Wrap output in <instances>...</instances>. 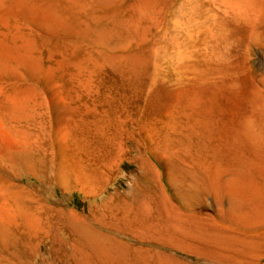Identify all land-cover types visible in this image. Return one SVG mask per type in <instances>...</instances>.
Returning <instances> with one entry per match:
<instances>
[{
	"label": "bare ground",
	"instance_id": "bare-ground-1",
	"mask_svg": "<svg viewBox=\"0 0 264 264\" xmlns=\"http://www.w3.org/2000/svg\"><path fill=\"white\" fill-rule=\"evenodd\" d=\"M57 2L0 0V264H14L11 255L21 259L26 258V252H34L35 242L25 248L29 247V251L21 248L22 251L15 249L11 254L12 238L13 243H17L14 234L18 230L25 232L28 241L49 237V254L43 251L46 257L40 255L37 264H198L197 260L201 258L215 264H264V208L261 209L259 201H252L253 191L248 181L250 167L264 165V143L261 140L264 137V106L256 117L243 112L220 119L218 137L210 150L215 165L229 166L223 178L215 174L217 170L209 173L207 149L199 137L202 134L198 135L194 130L197 131V125L205 121L202 122L200 116L193 117V109L188 116L185 115V120H181L182 124L168 127L170 131L160 136L159 141L144 147L134 142L139 159H144L149 150H160L172 156L173 163L186 174H197L205 180L199 184L197 179L191 178L175 187L177 197L182 200V205L178 200L181 206L163 195L154 200L152 194L142 198L138 193L128 196L131 193L120 192L102 199L98 213L87 216L42 203L38 194V198L27 194V186L13 180L16 172L23 170L43 173L42 185L55 181L66 188L87 181L82 164L72 161L66 151V138L68 135L72 138L78 126L85 129L91 124L99 127L102 123L99 119L88 118L85 102L77 106L71 104L89 87L84 74L65 72L69 63L81 61H74L72 56L56 57L54 48H45L48 41L42 33L33 30L38 28L48 35L62 33L70 36L69 10ZM19 18L29 26L28 30ZM158 26L157 22L155 28ZM131 61L134 65L142 63L140 58ZM58 70L65 72L68 79L80 78L59 83L55 79ZM176 92L180 95V91ZM172 103L170 101L168 107ZM43 113L50 114L46 121L50 126L47 137H42L40 129ZM170 115L171 118L173 113ZM209 126L205 124L207 129L212 128ZM117 136L119 139L120 135ZM42 151L51 160L48 170ZM185 157L193 162L192 165L189 163L184 167ZM205 171L208 178L202 175ZM135 187L134 192H137ZM208 193L218 204L213 213L206 212L200 205L203 195ZM112 195L117 197L115 201ZM222 195L228 198L225 208L218 203ZM124 234H128L125 241L120 238ZM186 255L192 258L187 259Z\"/></svg>",
	"mask_w": 264,
	"mask_h": 264
},
{
	"label": "rangeland",
	"instance_id": "rangeland-1",
	"mask_svg": "<svg viewBox=\"0 0 264 264\" xmlns=\"http://www.w3.org/2000/svg\"><path fill=\"white\" fill-rule=\"evenodd\" d=\"M57 1L69 10L71 37L62 33L48 35L38 28L33 30L42 33L48 41L44 47L54 48L56 57L72 56L74 61H81L69 63L65 72L84 74L89 87L87 92L80 93V99L71 104L77 106L85 102L88 118L99 119L102 123L99 127L91 124L85 129L78 126L72 138L70 135L66 138V151L72 161L82 164L87 172V181L66 188L55 181L42 185L40 182L43 173L34 174L23 170L16 172L18 176L13 177V180L27 186V194H33L37 198L39 195L42 203L46 202L54 208L63 207L87 216L98 213L102 199L120 192L126 195L131 193L128 196L138 193L142 198L152 194L154 200H159L163 195L181 206L182 200L177 197L175 187L191 178L197 179L199 184L205 180L197 174H186L173 163L172 156L160 150H149L144 154V159H139L134 142L144 147L159 141L163 135H167L171 125L182 124L185 115L188 116L192 109L193 117L200 116V120L205 121L201 126L197 125V131L195 128L194 130L198 135L202 134L199 137L207 149L205 152L208 154L206 163L207 168H210L209 173L217 170L215 174L226 177L229 166L215 165L210 150L218 137L220 119L244 113L256 117L264 106L263 0ZM18 20L22 21L20 18ZM157 22L159 26L155 28ZM22 25L29 29L25 23ZM139 58L142 63L134 65L131 60ZM65 72L58 70L56 81L73 82L80 78L74 76V79H68ZM175 90L178 93L180 91L182 97L177 99L180 95ZM170 101L174 102V105L171 104L169 109ZM189 102H193V105ZM173 108L177 110H172ZM171 113L173 115L170 118ZM43 114L40 118V129L42 137H47L50 126L46 121L50 114ZM206 123L212 128L207 129ZM118 130L122 133L120 131L118 134ZM131 130L133 132L128 133ZM117 135L121 138L118 139ZM261 140L264 143V137ZM41 155L47 169L51 160L45 151H42ZM184 162V167L193 163L187 157ZM46 173L48 174V171ZM202 175L208 178L206 171ZM248 181L253 191L252 201H259L263 210L264 165L250 167ZM134 187L137 192H134ZM137 187L140 189H136ZM29 188H32V191ZM112 197L114 201L117 198L113 195ZM220 200L218 203L225 208L228 203L227 196L218 201ZM200 205L206 212L212 213L218 206L211 193L203 195ZM127 235L124 234L120 238L125 241L128 239ZM14 237L17 243H13L12 238L11 254L15 249L22 251L21 248L25 249L34 242L35 246L40 244L36 249L34 246V252L31 254L29 247V250L25 249L29 251L26 252V258L17 259L11 255L14 264H37L40 255L46 257L44 252L49 254V237L39 236V240L28 241L25 232L20 230L15 231ZM40 240H43V243ZM186 258L192 257L186 255ZM197 261L198 264H215L204 258Z\"/></svg>",
	"mask_w": 264,
	"mask_h": 264
}]
</instances>
